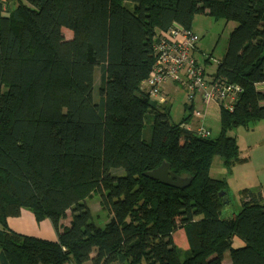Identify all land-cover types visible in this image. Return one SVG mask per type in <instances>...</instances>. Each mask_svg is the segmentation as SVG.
<instances>
[{
  "label": "trees",
  "instance_id": "16d2710c",
  "mask_svg": "<svg viewBox=\"0 0 264 264\" xmlns=\"http://www.w3.org/2000/svg\"><path fill=\"white\" fill-rule=\"evenodd\" d=\"M195 14L237 24L210 76L243 91L231 112L220 108L215 138L181 127L192 104L172 124L144 90L160 34L191 29ZM261 84L264 0L0 3V264H222L226 252L230 264H264L261 195L241 191L239 213L222 219L227 184L210 176L214 156L226 170L245 161L228 133L264 119ZM163 163L191 184L144 176ZM94 193L102 228L86 204ZM24 210L49 221L57 240L11 231L7 220ZM178 230L187 251L173 241Z\"/></svg>",
  "mask_w": 264,
  "mask_h": 264
},
{
  "label": "rangeland",
  "instance_id": "374dc122",
  "mask_svg": "<svg viewBox=\"0 0 264 264\" xmlns=\"http://www.w3.org/2000/svg\"><path fill=\"white\" fill-rule=\"evenodd\" d=\"M236 26L237 24L233 21L225 23V21L223 20H214L206 14L194 15L191 22L190 30L199 37V41L197 43V51L194 57L201 65L205 67L206 74L210 75V73H217L219 71V62L222 60L223 56L226 53L229 35L235 29ZM64 32L67 37L72 36V33L69 30L64 29ZM209 58V64L204 63ZM96 81L99 82V77L96 79ZM145 89L147 90V88ZM167 101L168 102L165 106H157V110H162V108L165 107V109L169 111L170 123L178 124L189 113V111L186 110V105H189V102L187 100V94L182 89L178 90L177 92L170 93V96L167 98ZM199 102V98H196L193 108L195 111H200L202 113L201 122L210 130L211 138H215L218 136L221 129L219 118L220 108L215 105H209L211 107H209L207 109V112L204 113L203 109L199 107L202 106ZM198 103L200 105H198ZM261 104H264V102H262ZM197 122L199 121L194 118L190 119V123L194 126L197 124ZM263 127L264 123L260 121L255 124H251L248 128L238 127L228 133V136L230 135V137H234L236 139V142L238 143L240 158L245 159L244 162L236 165L234 168H231V173H228L226 175L231 177L230 181L234 179L233 184H235V179L238 182H241V180L244 178L249 180L250 185L253 184L252 181H256L258 186L263 182ZM182 141L183 140L181 139V142ZM255 155V160H253V157ZM224 169L225 167L223 166L222 159L219 156H214L210 165V176L213 179H221L223 178L221 172ZM232 188H234V186H231V188H227L226 191H224L226 195H231L232 202L229 205L224 204L221 214L222 219H224L225 217H233L235 213L234 211L237 210V201L234 194L232 193ZM100 203L101 198L98 193H94L90 198L86 200V204L92 213L93 223L98 227L102 228L107 222V214L103 209L100 208ZM239 211L240 210L238 209L235 214L239 213ZM69 221L70 214L68 213L66 219L62 220V224L68 225ZM39 224L40 223H38V225L36 226V229H40L42 227ZM46 224L47 225H43V227L47 226L46 229H52L51 223ZM175 239L178 242V238ZM223 261L224 263L228 262L230 264V257L228 252L224 254Z\"/></svg>",
  "mask_w": 264,
  "mask_h": 264
},
{
  "label": "built area",
  "instance_id": "2783aa9c",
  "mask_svg": "<svg viewBox=\"0 0 264 264\" xmlns=\"http://www.w3.org/2000/svg\"><path fill=\"white\" fill-rule=\"evenodd\" d=\"M199 37L190 29L177 25L171 26L161 33L155 46V61L152 70L145 80L148 100L156 106H165L167 97L165 86L169 83L184 89L189 104H192L191 118L196 119L195 127L187 123L181 125L187 132L206 139L210 130L201 122L202 113L195 111L193 103L196 98L202 105L215 104L219 108L231 112L236 98L242 93L237 84L222 83L206 74L205 67L194 57V50Z\"/></svg>",
  "mask_w": 264,
  "mask_h": 264
},
{
  "label": "crops",
  "instance_id": "0c3cea01",
  "mask_svg": "<svg viewBox=\"0 0 264 264\" xmlns=\"http://www.w3.org/2000/svg\"><path fill=\"white\" fill-rule=\"evenodd\" d=\"M0 3H2V7H4V9L8 8L10 10H13L15 8V6L18 4V0H0ZM213 74H215V73H210V75H213ZM145 88H146V86L144 87V89ZM181 89L184 91L183 88H181V87H179L177 85L169 83V84H167L165 86V92L164 93H165L166 97L168 98L170 96V93L177 92L178 90H181ZM256 90L258 92L264 93V84L257 85L256 86ZM199 103L201 104V102H199ZM199 103H198V105H200ZM194 104H195V101L193 103V106H194ZM211 105H215V104H211ZM262 105H264V104H262ZM199 107H201L203 109L204 113H206L207 109L209 107H211V106L208 105V107H207L205 105H202V106H199ZM219 113H220V109H219ZM261 122L264 123V119L261 120ZM186 123H187L188 126H191V127H195L198 124V122H197V124L194 126L193 124L190 123V120H188ZM253 124H255V123H253ZM263 129H264V127H263ZM255 157H256V155L253 157V160H255ZM262 168H264V165H263ZM231 171L232 170H226V168H225L221 172V174L223 175L222 179L227 184V188H231V186H234V188H232L233 189L232 193L234 194V196L236 198V201H237L236 202L237 203V210L238 209L240 210L239 194H240L241 191L246 190V189L250 190V191H252L254 193H259L261 195V202L264 205V187H263V185H264V177L262 179L263 182L259 186L257 185L256 181H252L253 184L250 185L249 180H247L246 178L242 179L241 182L240 181L238 182L235 179V184H233L234 183V179H232V181H230L231 177L226 176L228 173H231ZM263 173L264 172H262V174ZM223 199H224V202H226V203H224L226 205H229L232 202L231 195H226L225 192L223 194ZM237 210H235L234 212L236 213ZM235 213H234V215H235ZM227 216H229V215H227ZM226 218H231V217H225V219ZM46 223H50V222H47V220L43 221V222H41L39 224L42 227L39 226L41 228L40 229H36V226L38 225V223H36L33 214L31 212L27 211V210L21 211V214H20L19 217H17V218H9L7 220V224H8L9 229L11 231L15 232V233H18L20 235H26V236H31V237H35V238L45 239V240H49V241H56L57 240V234H56L55 230L53 229V227L51 226L52 229H46L47 226L43 227V225H47ZM44 229H46V230H44ZM175 238H178V242L176 241ZM173 241L176 244V246L179 247L180 249H182L183 251H187L188 250V243H187V240H186V237H185V234H184L183 230H178L173 235ZM233 247L234 248L243 247V243L239 239H234L233 240ZM86 264H91V263L88 262ZM222 264H229V263L228 262L224 263V261H223Z\"/></svg>",
  "mask_w": 264,
  "mask_h": 264
},
{
  "label": "water",
  "instance_id": "95a60500",
  "mask_svg": "<svg viewBox=\"0 0 264 264\" xmlns=\"http://www.w3.org/2000/svg\"><path fill=\"white\" fill-rule=\"evenodd\" d=\"M148 105L150 108L156 107L154 101H148ZM144 176L148 179L159 182L164 186L179 190L187 188L192 182V178H181L171 172L170 166L167 163H163L158 168L144 173Z\"/></svg>",
  "mask_w": 264,
  "mask_h": 264
}]
</instances>
